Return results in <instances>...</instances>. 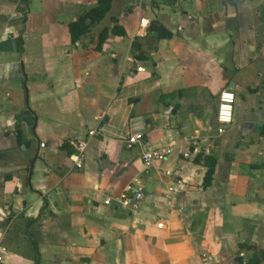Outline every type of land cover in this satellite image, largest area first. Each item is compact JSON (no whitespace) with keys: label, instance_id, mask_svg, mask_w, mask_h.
I'll list each match as a JSON object with an SVG mask.
<instances>
[{"label":"crops","instance_id":"obj_1","mask_svg":"<svg viewBox=\"0 0 264 264\" xmlns=\"http://www.w3.org/2000/svg\"><path fill=\"white\" fill-rule=\"evenodd\" d=\"M97 2L0 0L1 264H264V0H111L74 41Z\"/></svg>","mask_w":264,"mask_h":264},{"label":"built area","instance_id":"obj_2","mask_svg":"<svg viewBox=\"0 0 264 264\" xmlns=\"http://www.w3.org/2000/svg\"><path fill=\"white\" fill-rule=\"evenodd\" d=\"M147 1H159V0H147ZM142 68H137V71H141ZM235 102V96L231 91L224 90L220 92L218 97V106L216 113V120L218 124V133L222 134L225 132V128L229 126L232 122L233 115V105ZM99 128H94L88 131V137L91 138L99 133ZM70 145L74 148V153L70 156L73 166L80 170L85 161V142L83 141H70ZM126 149H132L134 147L144 146V135H143V121L141 119H132L129 122V132L127 137L123 141ZM171 155V149L167 147L155 149V150H145L141 152V160L145 167L151 166L155 162H162ZM188 155L186 154L185 157ZM143 193L138 189L134 188L132 185L125 186L123 192L116 196L113 200L124 210H128L131 213H136L139 211L142 201ZM110 203V199L107 198L104 201L105 205ZM6 248L0 242V264L3 260V254L6 253Z\"/></svg>","mask_w":264,"mask_h":264},{"label":"trees","instance_id":"obj_3","mask_svg":"<svg viewBox=\"0 0 264 264\" xmlns=\"http://www.w3.org/2000/svg\"><path fill=\"white\" fill-rule=\"evenodd\" d=\"M110 1L111 0H98L97 6L92 8L86 14V18H89V20L91 21L90 25L87 26L82 23V21H80L79 23H73L69 26L71 36L74 41L77 40L81 35L86 33L91 25L101 20L104 14L108 11ZM205 166L207 167V171L205 173L203 185L204 187H207L210 184L213 175L214 160H208L207 162H205ZM239 261L241 263L243 262L242 260Z\"/></svg>","mask_w":264,"mask_h":264}]
</instances>
